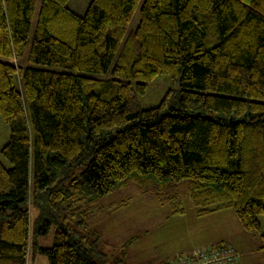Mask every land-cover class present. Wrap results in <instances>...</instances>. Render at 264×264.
Returning <instances> with one entry per match:
<instances>
[{"label": "trees", "instance_id": "trees-1", "mask_svg": "<svg viewBox=\"0 0 264 264\" xmlns=\"http://www.w3.org/2000/svg\"><path fill=\"white\" fill-rule=\"evenodd\" d=\"M68 2L0 0V264H103L100 199L133 184L181 215V181L264 250V0H142L129 30L140 0ZM159 75L178 86L143 107Z\"/></svg>", "mask_w": 264, "mask_h": 264}, {"label": "rangeland", "instance_id": "rangeland-1", "mask_svg": "<svg viewBox=\"0 0 264 264\" xmlns=\"http://www.w3.org/2000/svg\"><path fill=\"white\" fill-rule=\"evenodd\" d=\"M90 0H71L69 6L83 14ZM128 29L139 20V7ZM20 65V62H18ZM170 80L157 76L147 83L144 93L139 94L143 107L155 104L169 87H177ZM10 128L0 117V149L9 138ZM4 164L8 161L0 153ZM184 207L183 214L171 213L167 204H159L153 195L142 194L129 184L102 197L91 220L92 226L102 235L103 264H161L179 253H189L195 248H207L217 242L230 245L237 255L238 264H264V250L259 234L244 231L232 209L220 210L205 216H197L188 196L185 181L178 183ZM119 200L125 206L115 207ZM260 231L264 229V214L260 217ZM133 238L125 252L121 245ZM52 231L41 236L43 246L52 243ZM238 252L236 251V249ZM123 251V252H120ZM34 258V260H33ZM29 264H48L42 254H35Z\"/></svg>", "mask_w": 264, "mask_h": 264}, {"label": "built area", "instance_id": "built-area-1", "mask_svg": "<svg viewBox=\"0 0 264 264\" xmlns=\"http://www.w3.org/2000/svg\"><path fill=\"white\" fill-rule=\"evenodd\" d=\"M235 250L228 244L217 243L207 248H195L189 253H179L161 264H233Z\"/></svg>", "mask_w": 264, "mask_h": 264}, {"label": "crops", "instance_id": "crops-1", "mask_svg": "<svg viewBox=\"0 0 264 264\" xmlns=\"http://www.w3.org/2000/svg\"><path fill=\"white\" fill-rule=\"evenodd\" d=\"M70 1L71 0H69V2H68V5H69V3H70ZM218 243V242H217ZM235 248V247H234ZM236 249V248H235ZM236 251L238 252V250L236 249ZM33 260H34V258H33ZM238 262H239V259H238V261L235 263V264H238ZM30 263V261L28 262V264Z\"/></svg>", "mask_w": 264, "mask_h": 264}]
</instances>
